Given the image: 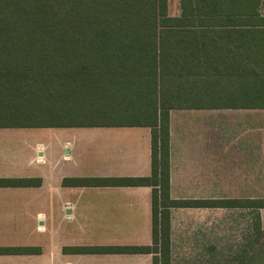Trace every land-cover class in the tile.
<instances>
[{
  "label": "trees",
  "instance_id": "1",
  "mask_svg": "<svg viewBox=\"0 0 264 264\" xmlns=\"http://www.w3.org/2000/svg\"><path fill=\"white\" fill-rule=\"evenodd\" d=\"M260 3L180 0V13L170 15L168 0H0V127H151L149 176L64 179L72 185L150 186L151 244L65 250L150 253L152 264H171L170 209L181 207L248 208L260 232L264 197L173 199L169 178V109L199 91L215 95L221 76L239 87L219 95L223 103L243 100L251 104L245 108H264ZM215 25L233 29L206 28ZM231 37L232 44L222 41ZM224 49L248 53L239 57L254 66L247 74H216L223 61L214 53ZM39 182L0 178V186ZM32 251L0 247V254Z\"/></svg>",
  "mask_w": 264,
  "mask_h": 264
},
{
  "label": "crops",
  "instance_id": "2",
  "mask_svg": "<svg viewBox=\"0 0 264 264\" xmlns=\"http://www.w3.org/2000/svg\"><path fill=\"white\" fill-rule=\"evenodd\" d=\"M258 10L264 17V0ZM206 28L233 29L229 25ZM222 41L232 44L233 38ZM214 54L223 61L217 64L216 74H247L253 65L247 57H239L248 53L224 49ZM227 79L224 81L228 85L233 84L227 89H239L237 80ZM249 105L243 100L186 102L169 109L171 198L220 199L224 186L235 181L247 186L249 179L253 181L254 169L249 176V150L245 144L248 146L255 119H259L256 117L264 116V108L244 107ZM55 128L56 132L33 133L26 128L0 127V178L40 180L38 185L0 186V247L33 249L31 253L0 254V264H47L46 254L49 259L64 255L59 253L67 251L64 243L54 242L48 249L30 239L33 228L38 239L48 232L45 219L53 217L54 201L59 213L63 212L66 221L79 230L112 236L105 241L108 245H150V186L72 185L65 184L64 179L149 176L151 127ZM239 137L244 140L242 146L234 142ZM219 209L223 208H171V253L177 217L185 211ZM73 255L76 258L64 264H152L150 253Z\"/></svg>",
  "mask_w": 264,
  "mask_h": 264
},
{
  "label": "rangeland",
  "instance_id": "3",
  "mask_svg": "<svg viewBox=\"0 0 264 264\" xmlns=\"http://www.w3.org/2000/svg\"><path fill=\"white\" fill-rule=\"evenodd\" d=\"M168 12L170 15H178L180 0H168ZM224 80H228L227 77L219 78L220 83ZM225 81L221 83V86H219L220 83L217 84V89L220 90L211 97H206L204 91H199L198 94L183 99L182 102L223 103L226 99L219 95H226V90H230L227 88L233 86ZM210 87L215 92L214 84ZM256 118L259 119H255L253 133L247 139L248 146L245 144L249 150V176L251 168L254 169L253 181L249 179L247 186L238 185L241 183L239 181L232 182L233 185L224 186L222 198L264 197V116ZM25 130L33 133H50L56 132L58 128L36 127ZM69 130L80 129L69 128ZM241 139L240 137L234 139V142H237L236 145L244 144V140ZM50 196L54 201L53 192ZM59 210L54 201L52 204L53 217L45 219L48 232L41 235L39 239V235L34 232L33 228L35 221L32 220L31 243L41 242L48 249L54 242L64 243L68 248L108 245L105 241L112 236L88 234L79 230L77 226L66 221L63 212L59 213ZM259 212L260 232L256 230L258 219L255 213L248 208L185 211L177 217L174 227L171 264H264V209H260ZM59 253L64 255H56L49 259L46 254L47 264H64L67 261H73L76 258L73 254H77L69 250Z\"/></svg>",
  "mask_w": 264,
  "mask_h": 264
}]
</instances>
